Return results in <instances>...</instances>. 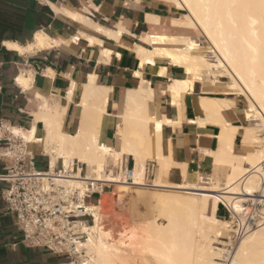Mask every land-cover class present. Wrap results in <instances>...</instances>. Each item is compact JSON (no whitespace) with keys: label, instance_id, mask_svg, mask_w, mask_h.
<instances>
[{"label":"bare ground","instance_id":"6f19581e","mask_svg":"<svg viewBox=\"0 0 264 264\" xmlns=\"http://www.w3.org/2000/svg\"><path fill=\"white\" fill-rule=\"evenodd\" d=\"M164 1L171 3L177 11L184 12L180 18L173 20L171 18L172 27L184 33L179 35L146 33L140 36L139 39L144 45L135 44L134 52L141 66L154 64L155 58H163L168 60L170 65L185 70L188 78L174 81L169 86V92L176 106H179L185 93L194 92L196 83H208L218 88L225 87L226 94L244 97L248 103L247 121L253 123V126L244 127L243 146L248 152L244 156L234 152L233 140L237 130L223 124L220 148L213 154L216 170L221 167L228 168L227 182L215 186L213 190H204L188 182L178 186L166 185L162 178L167 174L169 166L157 156L158 160H155L159 161L157 163L161 166L160 177L151 187L211 194L206 195L203 205L173 204L167 202V198L156 202L153 207L168 219V226L154 224L142 230L138 229L140 237L128 251L110 241L112 233L103 230L104 225L100 223L103 221L99 213L100 207L82 204L94 218L93 226L82 225V234L86 235L83 238L85 242H78L76 247L78 254L84 251L89 256L90 260L85 264H151L144 256L143 250L158 243L163 244L164 252L156 251L157 255L162 257L160 256V260L156 257L155 264H217V262L224 264L222 259L225 250L214 246V243L224 244L222 240L226 233H230L228 230L230 226L216 216L219 206L223 204L231 212L236 213L246 202L264 204V183L261 181L264 176V136H261L264 132V3L262 0ZM67 15L76 20L86 21L77 14ZM148 21L158 22L159 19L158 16L157 18L149 16ZM96 28L105 32L101 27L96 26ZM119 30L122 31L121 28ZM104 34L110 35L109 32ZM198 34L209 41L211 45L209 48H203L194 39L193 36ZM49 40L50 38L47 37H38L36 46L46 47L49 45ZM89 40L91 43L96 42L92 38ZM97 42L101 45L100 41ZM15 48L22 51L18 47ZM104 53L108 57L111 55L109 51ZM165 72L166 69H162L160 74L165 75ZM222 77H228L230 81L223 83V80H220ZM90 79L93 88L88 84L89 90L87 92L85 90L86 94L82 96L85 112L81 130L77 135L71 136L61 131L64 110L59 105L52 107L44 102L40 111L36 113V120L43 121L47 130L45 147L51 157L50 176L54 173L57 159L63 160L68 175L61 176L62 179H58L57 182L62 183L63 187L78 190L81 199L90 183H99L102 186L117 184L125 188L133 185L146 186L140 179V176L146 172L144 167L134 170L133 184L106 174L105 168L108 159L116 161L123 156L133 157L137 164L153 157L155 146L153 140L157 139L163 125V122L150 116L147 110L153 89L149 86V82H142L140 88L128 92L126 111L119 117L116 126L118 127L117 147L113 149L98 142V126L102 114L106 112L107 96L96 92L95 77L92 76ZM18 82L27 86L23 76ZM225 99H219L220 101L201 99V107L211 117H221V111L234 104L233 101H229L230 98ZM252 119L257 121L253 122ZM200 120L198 119L199 122ZM222 122L224 123L223 120ZM12 132L26 143L35 141V128L31 132L22 129H12ZM68 155H73L74 161L69 159ZM76 164L86 166L84 175L81 176V171L76 173ZM261 189L263 194L257 196ZM176 213L178 217L175 216L177 219L174 221L173 217ZM260 215L262 221L257 224L255 230L246 233L226 264L230 262L231 264H264V210ZM178 219H182L184 223L180 225V231L176 232Z\"/></svg>","mask_w":264,"mask_h":264},{"label":"crops","instance_id":"0c3cea01","mask_svg":"<svg viewBox=\"0 0 264 264\" xmlns=\"http://www.w3.org/2000/svg\"><path fill=\"white\" fill-rule=\"evenodd\" d=\"M67 12L80 15L86 21L76 20ZM149 16H158L159 21L150 22ZM180 16L164 0H0V264H75L66 253L30 247L23 242L17 219L3 200V193L9 187L5 177L12 163L2 158L1 152L3 140L11 137L12 129L31 132L35 128V141L27 143V150L35 158V169L47 172L51 167V157L45 147L47 130L43 121L36 120V113L44 102L52 107L59 105L64 110L61 131L77 135L85 112L83 97L92 76L94 90L107 96L106 112L98 126V142L113 149L117 147L116 126L126 111L128 92L140 88L142 82H149L153 89L147 110L163 125L158 140H153V157L145 160L146 168L149 162L155 163L154 174L146 178L148 184L160 177L157 156L169 166L162 178L166 185L201 184L202 180L212 179L216 172L213 153L220 148L223 124L237 130L234 152L239 156L247 154L243 137L248 107L242 97L226 94L210 84L196 83L194 92L185 93L176 106L169 86L174 81L187 79L185 70L163 58H155L156 64L141 66L134 52V46L144 45L139 37L146 33H184L172 27V20ZM41 36L50 38L49 45L38 48L37 38ZM88 38L96 42L91 43ZM105 51L111 53V59ZM162 69H166L165 75L160 74ZM21 76L26 87L18 82ZM201 99H229L234 104L221 111L223 123L221 117L213 118L203 111ZM1 124L7 129L3 130ZM61 162L57 159L55 169L61 167ZM124 162L129 169L137 167L133 157L124 158ZM113 168L112 173L116 171ZM223 170L224 167L219 170V176ZM94 198L96 201L98 196ZM223 213L219 206L216 216L220 219Z\"/></svg>","mask_w":264,"mask_h":264},{"label":"built area","instance_id":"2783aa9c","mask_svg":"<svg viewBox=\"0 0 264 264\" xmlns=\"http://www.w3.org/2000/svg\"><path fill=\"white\" fill-rule=\"evenodd\" d=\"M1 128L7 129L3 124ZM9 134L11 137L3 140L5 144L1 152V157L12 163L5 177L9 187L3 193V200L17 219L23 242L30 247H44L73 258L77 253V243L84 238L81 226L89 225L93 218L82 204L91 205L97 195L95 202L100 205L106 187L90 183L81 199L78 190L63 187L57 182L61 176L68 175L63 160L61 167L54 169L51 176V167L47 172L38 171L35 158L27 150V143L13 132ZM84 166L76 164V173L81 171V176L84 175ZM154 169L155 163L149 162L145 180L152 177ZM116 171L121 181L134 183V170L129 169L124 160Z\"/></svg>","mask_w":264,"mask_h":264},{"label":"rangeland","instance_id":"374dc122","mask_svg":"<svg viewBox=\"0 0 264 264\" xmlns=\"http://www.w3.org/2000/svg\"><path fill=\"white\" fill-rule=\"evenodd\" d=\"M180 14L183 15L184 12H180ZM193 37L203 48H209L211 46L209 41L203 35L198 34ZM210 60L213 61L214 59ZM220 80H223V83H225V81L226 83L230 81L228 77H222L220 78ZM204 85H208V83H205ZM219 89L220 91L227 90V88L225 87ZM242 99L246 102L247 108L248 103L246 99L244 97H242ZM252 120L253 122L257 121V119ZM247 126H253V123L248 122ZM261 134H263L261 136H264V132ZM54 152L56 153V151ZM73 157V155H68V158L74 161ZM124 158H127V156L119 157L116 161L108 159L105 168L106 174H111L115 177H119L116 173L117 171L112 173V169H114V166L116 168H119L120 163L122 160H124ZM77 159L79 160L80 158ZM145 164V161L137 163L136 169L140 170L144 167L146 171ZM221 168L216 170V172L212 176V179L205 181L202 180L201 184H191H194L197 187L204 188V190H213L216 188L215 186L224 185L227 182L228 168L224 167V170L222 171V176H219V170ZM84 170H86L85 166ZM140 179H142L146 186L143 187L133 185L125 188L117 184H104L107 186H103L107 188H105V192L102 195L101 204H97L95 202V198L92 199L93 203L91 204L100 207L99 213L102 217L101 220H103L100 221V223L102 222L105 228L102 226L101 227L103 228V230L105 229V231L110 232V234L112 233V239L110 241L113 242V244L118 245L121 249L127 251L134 246V243L140 237L138 229L142 230L154 224L156 226H168L169 222L167 221L168 219L164 216V214H160L159 212L155 211L153 206L154 204H156V202L160 201L163 198H167L166 201L173 204L182 203L203 205L206 195L211 194L208 192L153 188L151 187L152 184H148L146 182L145 174H142V176H140ZM261 181L262 183H264V176ZM259 191L260 192L256 194L257 196L263 194L262 189ZM221 206L223 207L225 213L222 214V218H220V220L230 226V228L228 229L230 233H226V236L222 240L224 244L214 243V246L225 250V253L223 254L225 259H222V263L226 264L228 263L227 260H230L231 256H233L236 252L239 243L241 242L243 237L246 236V233L249 230H255L257 228V224L262 221V216L260 215V213H262L264 210V204L259 202H246L242 204V208H240L239 211H236V213L231 212L223 204H221L220 207ZM175 216L178 217V213L174 214V221L177 219ZM90 220L91 221L88 226H93L94 219L91 218ZM105 222L107 224H105ZM183 223L184 221L182 219H178V226L175 228L176 232L180 231V225H182ZM246 227H249L247 231H245ZM81 228L83 229L82 226ZM84 236L86 237V235H83V237ZM81 242H85V239H83ZM163 247L164 246L163 244L161 245V243H158L156 245L153 244L151 247L148 246L146 249L143 250L144 256L147 258L148 261H150L151 264H155L156 257H158V259L160 260L161 256L157 255L158 253L156 251L160 250L161 253H163ZM73 260L75 264H85L88 263L90 258L86 252L82 251L81 254L76 253L73 256Z\"/></svg>","mask_w":264,"mask_h":264},{"label":"snow or ice","instance_id":"6c2138e0","mask_svg":"<svg viewBox=\"0 0 264 264\" xmlns=\"http://www.w3.org/2000/svg\"><path fill=\"white\" fill-rule=\"evenodd\" d=\"M262 3H264V0H262ZM217 264H220V262H217ZM230 264H231V262H230Z\"/></svg>","mask_w":264,"mask_h":264},{"label":"trees","instance_id":"16d2710c","mask_svg":"<svg viewBox=\"0 0 264 264\" xmlns=\"http://www.w3.org/2000/svg\"><path fill=\"white\" fill-rule=\"evenodd\" d=\"M221 208H223V207L221 206Z\"/></svg>","mask_w":264,"mask_h":264}]
</instances>
